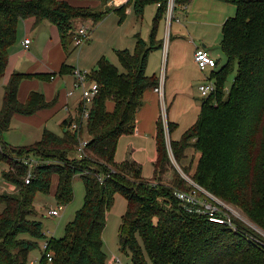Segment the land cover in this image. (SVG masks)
Returning a JSON list of instances; mask_svg holds the SVG:
<instances>
[{
    "label": "trees",
    "instance_id": "trees-1",
    "mask_svg": "<svg viewBox=\"0 0 264 264\" xmlns=\"http://www.w3.org/2000/svg\"><path fill=\"white\" fill-rule=\"evenodd\" d=\"M83 1L96 0H0V81L6 76L9 49L22 20L35 18L37 23L55 25L66 55L73 53L76 22H92L95 29L111 13L72 5ZM190 1L175 0L174 12ZM231 2L237 13L222 30L221 50L226 62L210 77L217 91L204 100L200 118L189 131L169 144L187 175L189 170L183 166L187 152L191 149L199 155L192 175L197 186L218 201L239 208L264 230V0ZM168 3L133 0L113 10L123 22L127 5L132 4L138 19L147 6L157 5L149 42L137 36L133 51L117 52L124 72L106 57L98 62L89 75L99 92L88 119H82L81 104L77 114L62 123L61 135L44 130L39 142L26 147L10 146L5 141L15 115L31 116L54 106L46 103L41 93H32L26 103H20L19 86L28 75L13 73L9 79L0 110V164L9 166L3 176L16 191L0 192V264H32L35 250L42 253L38 264H107L103 231L118 194L128 204L119 227L120 246L131 253L133 264H264V245L258 243L264 244L262 236L233 217L231 225L212 222L201 206L178 199L177 192L191 195L199 190L189 188L173 166L167 129L171 136L176 125L165 121L164 114L156 125L151 177L155 185L144 178L134 160H116L119 141L135 132L145 93L159 86L160 76H148L146 68L150 53L164 46V40L157 36L159 23L168 14ZM110 103L113 111H108ZM85 130L89 139L82 152L79 147ZM30 160L37 166L26 185L30 170L26 161ZM56 175V204L66 207L72 203L77 175L86 191L83 208L58 239L45 234L44 224L36 219L40 209L35 205L39 194L51 193ZM219 210L215 216L228 219L225 209ZM44 243L48 245L43 251Z\"/></svg>",
    "mask_w": 264,
    "mask_h": 264
},
{
    "label": "crops",
    "instance_id": "crops-1",
    "mask_svg": "<svg viewBox=\"0 0 264 264\" xmlns=\"http://www.w3.org/2000/svg\"><path fill=\"white\" fill-rule=\"evenodd\" d=\"M72 5L77 8L90 7L95 11H111V13L95 29L92 27V22L81 23V21H77L75 24L76 30L82 24L89 26L91 28L90 36L86 44L80 48L75 47V51L68 56L61 43L59 28L55 25L46 22L37 23L35 18L22 20L18 25L17 38L14 45L9 49L6 76L0 81V89L8 84L13 73L28 75L19 86V102L24 104L32 93H41L46 103H54V106L42 109L31 116L15 115L10 130L5 134L8 136L5 141L10 146L26 147L36 144L42 138L44 130L53 132L55 126H60L61 129L62 123L69 119V116L74 117L77 114L81 105V92L75 90L74 95H69V91L74 88L75 82L72 71L78 68L89 72L87 67L95 68L98 62L106 57L102 49L97 53L93 49L97 42H101L100 35L102 31L105 32V41L111 43L107 49L118 60V51H133L136 47V35H141L138 28H140V22L144 17L138 19L132 4L127 5L124 9L126 18L123 22L119 20L120 24L115 21L114 16L118 13L113 11L116 8L110 5V0L83 1L72 3ZM147 8L144 10V15L149 12ZM157 8L156 5L155 11L151 14L152 18H155L158 12ZM236 13L237 8L231 0H191L187 5L180 6L174 12L171 41L165 49L162 48V54H160L161 50L151 54L147 67L148 70L152 57L159 55V67L150 72L148 70L147 75L165 76L163 95L160 96L155 90H149L145 93V102L143 108L137 114L134 134L123 137L119 141L116 154L117 162H123L127 159L134 160L142 168L144 178L152 179V165L156 156V125L160 116L165 112L167 114L164 113L166 120L176 125L174 133L168 137L169 142L179 141L189 131L190 127L198 121L205 100L201 97L199 88L205 81L210 80L214 71L219 69V63L217 69L213 71H201L195 62L196 50L203 48L214 59H217L216 56H219L221 42L223 41V27L230 18L236 16ZM133 15L136 16L138 22L130 23L132 29L129 33L123 34L126 21ZM164 20L167 22V16ZM103 26L106 30L103 29ZM111 30H113V33L106 40V34ZM159 34L158 32L157 39L163 40ZM128 37L131 38L130 41ZM27 39L30 40L28 48L24 44ZM91 42H93L92 45H90ZM3 96L4 94L0 96V109L3 106ZM113 109L114 105L110 103L108 111H113ZM61 134L62 132L59 133V135ZM189 153L187 152V157ZM183 166L186 168L189 166L188 160L184 162ZM53 184L54 188L50 192L55 201L59 185L58 175L54 176ZM37 199L38 197L36 198V206L44 207L45 201L42 200L37 203ZM84 200L80 209L83 208ZM127 208L128 204L126 210ZM51 209L54 208L50 207L48 211ZM79 210L75 211V215ZM111 213L107 214L108 221H110ZM75 215H72L74 216L73 219ZM31 263L33 264L32 260Z\"/></svg>",
    "mask_w": 264,
    "mask_h": 264
},
{
    "label": "rangeland",
    "instance_id": "rangeland-1",
    "mask_svg": "<svg viewBox=\"0 0 264 264\" xmlns=\"http://www.w3.org/2000/svg\"><path fill=\"white\" fill-rule=\"evenodd\" d=\"M156 5H149L147 6V10L149 11L148 14L144 15L143 20H141L140 22V28H138V30L140 31L141 35H136L139 36L140 38H142L143 40L149 42V36L154 28V20L156 18H152L151 14L154 10V8ZM113 8H116L115 5H112ZM157 15V13H156ZM115 21H117L119 24V20L120 17L115 14L114 16ZM152 18V19H151ZM134 21H137L136 16H131L130 19H128L126 21V24L124 25L125 28L123 30V34H125L126 32L129 33V31L132 29V26H130V23H134ZM174 21V20H173ZM83 21H81L82 23ZM138 22V21H137ZM83 25V24H82ZM81 25V26H82ZM174 26V22L172 23V26L168 25V23L165 20H162L159 23V30L158 32L160 33L159 36L161 39H165V37L169 34L168 40L170 43V37H171V33H172V29ZM172 27V29H171ZM103 29L106 30V28L103 26ZM134 31V30H133ZM105 32H101V42H97L93 49L94 51H100L102 49L103 53H105L106 58L112 63H114L117 68L121 71H123V68L119 62V60L117 59V57L110 51L107 49L108 46L111 45V43H109L108 41H105ZM113 30H111V32L106 34V40H108V38L112 35ZM129 41L131 40L130 37H128ZM133 42V41H131ZM93 42L90 43V45H92ZM118 46V45H117ZM164 49V48H163ZM163 53L162 48L161 49H157L156 51H153L150 53L154 54L157 53V51ZM158 56H153L152 60H151V64L149 65V72L152 70H156L157 67H159V63H160V59H158ZM219 63V67L224 65L226 62V57L224 55V53L222 52V50H219V56H216ZM163 63V62H161ZM96 66V65H95ZM94 66V67H95ZM148 67V65H147ZM95 68H90L87 67V70H89V72L91 70H94ZM147 70V68H146ZM147 70V71H148ZM146 71V73H147ZM149 74V73H148ZM233 78L234 76H232V78L229 79L230 85H232L233 83ZM1 88V85H0ZM4 94V87H2V89H0V96ZM1 110V109H0ZM163 115V114H162ZM163 120H164V116H163ZM165 129H167L166 124H164ZM60 126H55L53 127V132H57L58 134L61 133L60 132ZM15 134V133H13ZM7 135H4V139H7ZM11 137V136H9ZM168 129H167V141H168ZM83 139H81V141H85L89 139V135L87 133V131L85 130L84 134H83ZM169 144V141H168ZM81 148V146L79 147ZM168 151H169V155L170 158L172 160L173 166L176 167L178 173H180L181 177L188 183L189 188L190 186L196 188L199 190V193L196 194V198L197 200L203 204L205 206V208H210L211 211H214V209L219 210V207L225 209V214H227L228 217H233L235 220L238 219L239 221L243 222L244 224H246L250 229L254 230L256 233H258L260 236H262L264 238V230H262L260 227H258L256 224H254L252 221L250 222L249 219L243 214V212L239 209V208H235L233 206H231L230 204H226L224 202H220L218 201L214 196H212L209 192L204 191L201 187L197 186L195 184V182L192 179V175L194 172V168L196 167V164L199 160V155L196 154L193 150H189V156L187 157L188 159V163L189 166L187 167L189 170L190 175H187L186 173L183 172L182 168L178 165V163L176 162V159L173 157L172 154V149H171V145L169 144L168 147ZM34 160H37L35 158H33ZM9 170V166L5 165V164H0V188L2 189L0 192L2 193H14L15 190V185L13 183H10L9 181L6 180V178H4L3 176V172L4 171H8ZM154 180H151V183H154ZM156 183V182H155ZM74 191H75V196L74 199L72 201L71 204L67 205L64 209V211H62L61 213V218H52L48 215V209L50 207L53 208H57L58 206L56 205V202L54 201L52 194H39L38 195V199H37V203H39L38 201H45V206L44 207H38L40 210V214L38 217H36V219L40 222H42L44 224V232L47 236H49V238H60L63 237L64 235V228L66 227L67 224H69V222H72V219L75 215V211L79 210L82 206L83 200H84V196H85V191H84V184L83 181L81 180L80 176L77 175V177L74 179ZM197 186V187H196ZM54 188V184L51 188V192ZM120 195V196H119ZM81 198V199H80ZM212 200L211 202L209 201ZM36 205V202H35ZM115 206L113 207V209L110 211L111 213V217H110V221L107 222V226L103 231V234L105 235V240H104V235H103V243H104V250L106 252L107 255V264L109 263V261L113 260L114 258H120V264H133L132 263V258H131V253L128 252L126 253L125 251H123V249H121L120 246V234H119V227L121 225V216L124 214L125 210H126V199L121 195L118 194L117 199L115 200ZM50 206V207H49ZM201 206V205H200ZM219 206V207H218ZM37 207V206H36ZM3 207H0V212L2 211ZM67 209V210H66ZM65 213V214H64ZM49 231V233H48ZM42 257V253L38 250L33 251V253L31 254V260L33 263L38 264V262L40 261V258ZM37 261V262H36Z\"/></svg>",
    "mask_w": 264,
    "mask_h": 264
},
{
    "label": "built area",
    "instance_id": "built-area-1",
    "mask_svg": "<svg viewBox=\"0 0 264 264\" xmlns=\"http://www.w3.org/2000/svg\"><path fill=\"white\" fill-rule=\"evenodd\" d=\"M132 1L133 0H110V5H115L116 8H119V7L125 6L126 4H128ZM174 3H175V0H169V3H168L167 23L170 26L174 20V10H173L174 9ZM90 32H91V28L89 26H86V25L79 26V28H77V30H75V35H74V40H73L74 46L76 48H80L84 44H86L87 40L90 36ZM168 37H169V34L164 39L165 40L164 46H163L164 49L166 48L167 44L169 43ZM24 44H25L26 48H28L30 45V40H28V39L25 40ZM195 54H196L195 55L196 65L201 71H209V70L213 71V70L217 69L218 61L215 60L212 57V55L210 53H208L205 49H203V48L197 49ZM89 75H90V72H88L86 70L82 71L78 68H75L73 70V76L75 79V82L73 85L74 88L71 91H69L70 96L74 95L75 90H79L81 92V104H83V106H82L83 118L82 119H84V120L88 119L89 108L92 105V103L94 102L93 100L95 99V97L98 95V92H99V86L96 83H92L89 81ZM164 79H165V76L161 75L160 81H159V86L157 89H155V92L157 94H159L160 96L163 95ZM216 91H217L216 84L211 80L205 81L199 88L200 95L204 99H208L211 95H214L216 93ZM165 121H167L166 115H165ZM86 144H87V140L80 142V146H81L80 150L82 152H84ZM26 163L30 167V170L28 171V174L26 176L27 177L26 178V185H27L31 182V179L33 178L32 177L33 170H34L35 166H37V162L34 160H30V161H26ZM101 180H103V179L101 178ZM152 184L155 185V182ZM1 190L2 189L0 188V191ZM176 195H177L178 199L181 200L182 202H185V203L190 204V205L191 204H198L199 206L201 205V208L204 209L201 212H203L204 214H207L210 217L212 222H215L218 224L227 222L230 225L232 224L231 217H228L227 215L226 216L228 219H222V218L220 219V218L215 216L216 213L220 212V210H218V208L214 209V211H211L210 208H207V207L205 208V206L197 200L195 192L191 193V195L183 193V192H177ZM57 206L58 207L56 209L54 208V209H51L48 211V215L50 217L58 218L61 216V213H62V211H64L65 206L58 205V204H57ZM199 212H200V210H199ZM263 235H264V233H263ZM258 243L260 245H264V244L260 243L259 241H258ZM47 245H48L47 243L43 244V251L47 249ZM47 257H48L49 261H52V255L50 253H47ZM33 264H35V263H33ZM108 264H120V258L116 257L113 260L109 261Z\"/></svg>",
    "mask_w": 264,
    "mask_h": 264
}]
</instances>
